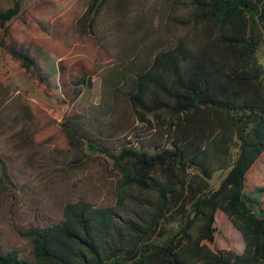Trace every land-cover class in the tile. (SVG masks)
Segmentation results:
<instances>
[{
	"label": "trees",
	"instance_id": "1",
	"mask_svg": "<svg viewBox=\"0 0 264 264\" xmlns=\"http://www.w3.org/2000/svg\"><path fill=\"white\" fill-rule=\"evenodd\" d=\"M78 2L76 40L109 50L111 61L94 72L98 103L87 102L83 75L75 85L85 106L53 123L64 158L75 153L69 166L110 162L115 202L65 204L56 224L18 232L30 241L29 258L0 248V264H264V185L246 188L264 153V0H164L168 22L189 29L174 41L156 34L162 14H146L138 0ZM32 22L20 0H10L0 10V54L48 89L24 45ZM5 90L0 85V131L10 120ZM68 92L73 104L79 93ZM45 126L26 129L27 141L37 142ZM217 172L224 175L212 189ZM216 211L239 234L240 253L206 245Z\"/></svg>",
	"mask_w": 264,
	"mask_h": 264
},
{
	"label": "rangeland",
	"instance_id": "2",
	"mask_svg": "<svg viewBox=\"0 0 264 264\" xmlns=\"http://www.w3.org/2000/svg\"><path fill=\"white\" fill-rule=\"evenodd\" d=\"M143 11L156 19V34L174 41L188 34L189 29L167 20L169 8L164 0H138ZM10 0H0V10L8 8ZM158 12H153L154 6ZM78 0H20L22 12L33 18L26 26L24 45L28 46L36 62L48 76L49 88L45 89L18 64L0 54V85L8 94L9 123L0 131V248L15 251L20 258H29L30 241L18 234L32 228L52 226L61 220L65 204L83 201L98 205L115 202L117 173L103 157L75 167L68 160L64 138L56 125L68 114L81 111L85 106L82 87L75 82L83 75L90 79L91 89L86 100L97 104L99 79L94 73L109 64L111 53L92 44H80L72 30V20L79 11ZM156 9V8H155ZM176 15H184L178 10ZM20 27L17 25V31ZM190 38V35H189ZM59 65L63 67L61 76ZM61 79L66 84L63 88ZM68 84V85H67ZM78 92L73 104L65 94ZM67 93V94H68ZM121 107L122 103L117 102ZM17 105L27 108V113ZM151 123L153 119L148 118ZM45 124L46 132L37 142H29L24 131L35 124ZM2 171L6 179L2 175ZM224 173L217 172L209 180L212 189ZM264 185V153L253 163L246 175V188ZM261 200L259 194L253 195ZM264 204V196L262 197ZM216 216V218H215ZM214 240L206 244L212 251L231 250L240 253L242 241L226 217L219 211L214 215Z\"/></svg>",
	"mask_w": 264,
	"mask_h": 264
},
{
	"label": "water",
	"instance_id": "3",
	"mask_svg": "<svg viewBox=\"0 0 264 264\" xmlns=\"http://www.w3.org/2000/svg\"><path fill=\"white\" fill-rule=\"evenodd\" d=\"M242 241V240H241Z\"/></svg>",
	"mask_w": 264,
	"mask_h": 264
}]
</instances>
